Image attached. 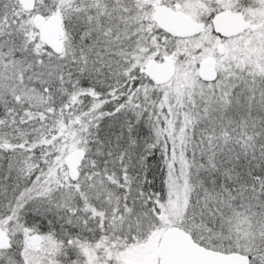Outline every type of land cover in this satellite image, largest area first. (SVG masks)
I'll return each mask as SVG.
<instances>
[{
    "label": "snow or ice",
    "instance_id": "6c2138e0",
    "mask_svg": "<svg viewBox=\"0 0 264 264\" xmlns=\"http://www.w3.org/2000/svg\"><path fill=\"white\" fill-rule=\"evenodd\" d=\"M0 264H264V0H0Z\"/></svg>",
    "mask_w": 264,
    "mask_h": 264
}]
</instances>
